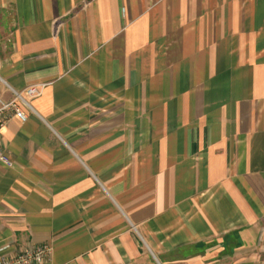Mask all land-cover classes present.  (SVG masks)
<instances>
[{"label": "crops", "instance_id": "crops-1", "mask_svg": "<svg viewBox=\"0 0 264 264\" xmlns=\"http://www.w3.org/2000/svg\"><path fill=\"white\" fill-rule=\"evenodd\" d=\"M0 77L7 255L264 264V0H0Z\"/></svg>", "mask_w": 264, "mask_h": 264}, {"label": "built area", "instance_id": "built-area-1", "mask_svg": "<svg viewBox=\"0 0 264 264\" xmlns=\"http://www.w3.org/2000/svg\"><path fill=\"white\" fill-rule=\"evenodd\" d=\"M0 80L3 79L0 77ZM6 83V82H5ZM7 84V83H6ZM13 97L9 101H3L0 97V132L5 124L13 119L18 118L21 121H26L28 114L25 108H29L35 112V108L31 104V99L39 96L42 93L43 85H31L24 90L19 91L9 86ZM0 163L12 167L14 160L0 145ZM11 245L7 244L0 248V264H43L51 251L52 246L49 243H44L36 246H26L21 248L13 255H7V251Z\"/></svg>", "mask_w": 264, "mask_h": 264}]
</instances>
